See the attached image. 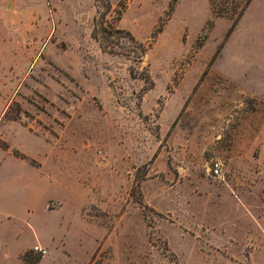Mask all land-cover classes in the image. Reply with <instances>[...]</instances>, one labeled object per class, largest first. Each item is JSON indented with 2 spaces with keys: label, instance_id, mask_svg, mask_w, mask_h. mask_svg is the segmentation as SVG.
I'll return each mask as SVG.
<instances>
[{
  "label": "rangeland",
  "instance_id": "obj_1",
  "mask_svg": "<svg viewBox=\"0 0 264 264\" xmlns=\"http://www.w3.org/2000/svg\"><path fill=\"white\" fill-rule=\"evenodd\" d=\"M0 147L72 263L264 264V0H0Z\"/></svg>",
  "mask_w": 264,
  "mask_h": 264
},
{
  "label": "crops",
  "instance_id": "obj_2",
  "mask_svg": "<svg viewBox=\"0 0 264 264\" xmlns=\"http://www.w3.org/2000/svg\"><path fill=\"white\" fill-rule=\"evenodd\" d=\"M0 174L5 178V181L0 183V264H27L25 255L32 251L35 245L48 250L35 264H58L60 257L57 256L61 253L64 257L67 256L70 264H79L72 263L75 255L70 252L69 246L67 247L66 236L69 234L70 224L64 219L68 214L50 207L58 191L54 182L43 175L41 168L1 147ZM4 187L11 188L13 195L5 194ZM48 190L52 193H45ZM24 195L26 198H23ZM234 198L228 199H232L230 203L233 207L239 204ZM248 222L245 224L240 221L239 225L250 227L253 238L260 241L258 250L264 254V243L260 236V229L263 227L253 220ZM220 223L226 229L227 225L223 221ZM27 228L33 232L35 240L32 244L25 245L22 235ZM46 228L51 231L48 236H43V229Z\"/></svg>",
  "mask_w": 264,
  "mask_h": 264
},
{
  "label": "built area",
  "instance_id": "obj_3",
  "mask_svg": "<svg viewBox=\"0 0 264 264\" xmlns=\"http://www.w3.org/2000/svg\"><path fill=\"white\" fill-rule=\"evenodd\" d=\"M212 169H213V171H214V175H216V176L220 175V173H221V167H220V165H219L218 163H216V164L213 166ZM33 250H34L37 254H39V255H41V256H45V255L48 253V250L45 249V248H43V247H41L40 245H35V246L33 247Z\"/></svg>",
  "mask_w": 264,
  "mask_h": 264
},
{
  "label": "trees",
  "instance_id": "obj_4",
  "mask_svg": "<svg viewBox=\"0 0 264 264\" xmlns=\"http://www.w3.org/2000/svg\"><path fill=\"white\" fill-rule=\"evenodd\" d=\"M251 2V0H246V4H249ZM110 9H111V5L110 4H108L107 5V10L108 11H110ZM139 46H140V50L141 51H144L145 49H144V45H143V43H139ZM175 259H176V264H179V262L177 261V258L175 257ZM32 264V263H31ZM34 264V263H33Z\"/></svg>",
  "mask_w": 264,
  "mask_h": 264
}]
</instances>
